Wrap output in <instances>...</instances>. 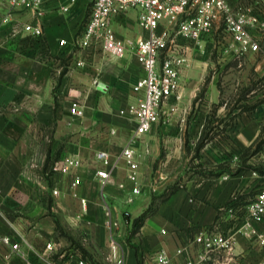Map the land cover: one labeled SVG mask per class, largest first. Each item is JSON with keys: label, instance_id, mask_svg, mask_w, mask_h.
Wrapping results in <instances>:
<instances>
[{"label": "crops", "instance_id": "crops-1", "mask_svg": "<svg viewBox=\"0 0 264 264\" xmlns=\"http://www.w3.org/2000/svg\"><path fill=\"white\" fill-rule=\"evenodd\" d=\"M37 1L40 16L32 8L12 7L0 0V264H25L2 237L19 241L33 262L38 249L52 240L55 222L47 215L46 197L51 189L54 196L55 188L60 196L65 194L66 203L72 193L85 199V212L103 205L112 209V203L119 211L116 217L112 210L114 219L122 224L125 213L126 226L131 229L156 198L155 211L134 229L133 237L116 238L123 264H160L161 251L169 255L168 264H185L189 259L196 264H257L264 258V245L243 233L245 211L264 185V167L253 165L255 159L260 162V154L245 155L264 126V100L230 112L225 122L220 121L218 133L211 131L213 137L206 139L208 119L221 112L215 83L205 79L214 64L212 56L234 58L236 54L222 52L212 39L201 47L187 44L180 98L171 97L161 109L159 122L133 145L138 160L141 154L147 166L140 168L141 193L132 195L127 163L119 157L133 138L134 124L121 111L143 97V92L133 88L146 71L131 50L124 57L111 58L98 47L75 45L90 13L88 0ZM232 3L251 8L264 24V0ZM64 7L69 10L65 12ZM8 15L10 23L5 22ZM27 24H41L43 37L28 39L23 31ZM136 24L137 12L130 11L115 19L113 27L124 38L117 28ZM12 28L18 29L15 35ZM142 31L131 39L146 36ZM253 35L260 50L246 55L264 81V28ZM61 40L67 45L61 46ZM73 102L83 109L82 116L71 114ZM187 138L197 146L196 151L212 144L214 159L201 158L197 168L187 169ZM162 148L166 150L163 159ZM99 151L108 152L115 165L100 201L97 171L108 167L98 160ZM66 156L82 161L76 171L82 184L76 190L71 188L72 176L50 173L53 163ZM176 178L177 187L166 191ZM122 183L123 189L119 187ZM165 193L168 196L163 199ZM253 226L264 234V224ZM202 232L229 241L233 238L232 248L208 253L198 242Z\"/></svg>", "mask_w": 264, "mask_h": 264}, {"label": "built area", "instance_id": "built-area-1", "mask_svg": "<svg viewBox=\"0 0 264 264\" xmlns=\"http://www.w3.org/2000/svg\"><path fill=\"white\" fill-rule=\"evenodd\" d=\"M12 7L25 6L34 9L40 16V2L37 0H5ZM90 13L80 27L75 45L83 48L98 47L111 58L124 57L128 50L133 51L139 63L144 67L146 76L135 85V92H143V97L136 105L121 111L129 115L134 124L133 138L123 149L119 159L126 161L128 166L127 181L132 184V195L141 193L139 184L141 162L137 158L134 143L137 139L151 131L154 124L160 120L163 105L171 98H180V73L187 62V44L202 46L208 40H213L222 52H232L236 55L260 50L259 41L253 31L263 29L253 10L241 4L233 5L232 0H88ZM65 12L69 10L64 7ZM130 11L137 12V22L146 36L135 39L120 37L113 22L124 17ZM10 23V15L5 18ZM15 35L17 28H12ZM26 37L41 39L43 27L41 24L24 26ZM230 42V43H229ZM61 46L67 45L61 40ZM72 115L82 116L83 109L78 102H73L70 108ZM260 154V165L264 167V146ZM97 158L108 169L97 171L100 183L105 187L112 176L115 165L111 162V155L106 151H99ZM82 161L73 156L62 157L55 161L52 169L55 174L72 176L71 188L76 190L82 179L76 171ZM113 167V168H112ZM125 188L122 183L119 186ZM54 196H60L59 189H53ZM77 195V194H75ZM85 209L86 200L82 199ZM105 226L110 234V260L115 264H123L116 240L119 222L114 219L112 211L106 207ZM243 233L258 238L264 245V234L253 226V223L264 224V185L259 189L256 199L250 203L245 211ZM12 252L21 256L25 264H92L79 253L66 256L59 253L58 244L54 240L47 241L36 254V262L30 260L22 250L21 243L10 236L1 238ZM234 243V239H230ZM222 235H210L202 232L198 237L208 253L220 249H231L232 243ZM32 248V247H30ZM33 249V248H32ZM182 253V250L178 251ZM160 264H168L169 255L161 251L157 257ZM185 264H196L189 259ZM257 264H264L262 258Z\"/></svg>", "mask_w": 264, "mask_h": 264}, {"label": "rangeland", "instance_id": "rangeland-1", "mask_svg": "<svg viewBox=\"0 0 264 264\" xmlns=\"http://www.w3.org/2000/svg\"><path fill=\"white\" fill-rule=\"evenodd\" d=\"M118 32H122L124 38H133L138 34H142L143 31L138 24L133 27H121L117 28ZM212 60L214 64L209 68L206 76V81H214V93L219 92L220 102L219 104L221 112L220 114L215 113L207 121L206 129L208 131L206 139L211 140L214 134L218 133L221 129L219 125L220 121L225 122L224 117H228L230 112L239 109H245V107L256 106L264 100V81L261 76V72L257 71L249 59L248 55L240 54L236 57H222L219 55H213ZM207 87V83L205 82ZM210 87V86H209ZM202 88V90H203ZM204 88V89H205ZM201 90V91H202ZM201 93V92H200ZM205 93V91H204ZM209 93V90L208 92ZM215 109V108H214ZM218 115V116H217ZM229 118H226V120ZM129 122L132 124L131 120ZM217 127V128H215ZM111 130V129H110ZM213 131L214 134H210ZM190 145H185L184 150L187 158V169H195L197 165L201 162V158L207 159V161H212L214 157L212 153V144L208 145V148L196 151V145L192 143L189 138L186 139ZM137 141H135L136 143ZM217 142V141H216ZM134 143V144H135ZM166 155V150L162 148L161 159ZM141 168L146 169L147 162L143 161L141 154L139 155ZM160 161V159H159ZM157 161L154 165V169L158 167ZM255 167H260V162L255 159L253 162ZM53 176L55 172L51 167L50 171ZM147 169V174H148ZM53 185V180L51 182ZM178 178L174 181L169 182L166 186V191L171 192L175 187H177ZM51 185V186H52ZM140 188H142L140 186ZM105 187L102 185L98 188V199L101 198L102 194L105 192ZM95 192V191H93ZM51 194L47 195L48 211L47 215L55 222L58 220L61 228L57 230V224L55 222L54 234L51 237L59 247V253H64L66 256L72 255L74 253H79L85 260L92 264H115L110 260L111 246H110V234L105 226L106 223V207L97 206V209L91 212H85L82 204V199L72 193L71 196L68 195L69 201L66 203L64 197L65 194L56 198ZM54 208V209H53ZM109 208V207H108ZM111 211L116 215L119 211L115 210L113 204L111 203ZM124 221L121 224L119 221V228L117 232L120 235L117 240L130 239L135 234V230L126 226V220L128 216L124 213ZM116 220V219H115Z\"/></svg>", "mask_w": 264, "mask_h": 264}, {"label": "trees", "instance_id": "trees-1", "mask_svg": "<svg viewBox=\"0 0 264 264\" xmlns=\"http://www.w3.org/2000/svg\"><path fill=\"white\" fill-rule=\"evenodd\" d=\"M205 89H203L201 91V95L204 93ZM202 142V141H201ZM202 146V145H200ZM264 146V126L262 127L261 133L259 135V137L257 138V140L253 143V145L250 147V149H248L247 151H245V155H247V157L249 155H254L257 154L261 151L262 147ZM247 167V166H246ZM247 168H252V167H247ZM202 174H204L202 171L200 172ZM174 190V189H173ZM172 192V191H171ZM168 196V193L163 194V199L166 198ZM154 200H156V198L153 199L152 204L149 206V208H147L140 217H138L137 219H135L134 223H133V227L134 229H138L144 222L145 220L155 211V202ZM56 224H57V230L61 228L60 223L58 220H55Z\"/></svg>", "mask_w": 264, "mask_h": 264}]
</instances>
